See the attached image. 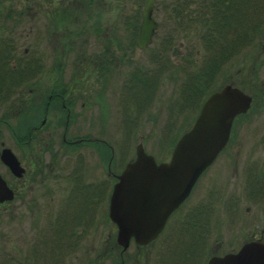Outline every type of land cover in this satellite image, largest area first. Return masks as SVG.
Segmentation results:
<instances>
[{
	"label": "rangeland",
	"instance_id": "obj_1",
	"mask_svg": "<svg viewBox=\"0 0 264 264\" xmlns=\"http://www.w3.org/2000/svg\"><path fill=\"white\" fill-rule=\"evenodd\" d=\"M206 3L201 0H153L151 13L157 21V27L150 42L140 49L135 45L134 39L144 0H94L92 156L94 192L101 196V201L94 202L95 216L105 212L107 205L113 181L108 170L118 172L127 161L133 159L136 143L140 142L156 161L168 159L176 139L189 127L200 104L210 92L227 83L237 86L240 81L246 82L253 69H264V0H224L225 5L231 6L226 9L230 11L227 19L229 23L227 28L218 33L219 36L216 29L213 31L207 26L199 29L200 21L208 20L209 9ZM65 5L64 0H0V22H6L7 31L3 32L9 37L3 42V51L10 54V58L7 56L6 61L4 59L0 63V81L3 85L0 89V141H3L4 147L15 149L10 134L11 127L25 126L28 117L34 112L29 103L16 117L10 113L16 109L15 80L19 79L20 84L35 83L40 86L55 78L52 75L51 80H48V76L43 75L48 68H65L64 74L57 77V82L65 87L66 98H74L71 88L80 80L78 76H72L70 69L74 70L79 66L80 55L77 49H68L67 52L63 49V41L68 38V32L62 34L60 24L54 22L49 15ZM9 7L11 11L13 9L14 13L11 14L14 16L10 15L7 19L2 14ZM48 8L52 11H48ZM17 10L21 12L18 13ZM213 38L215 44L210 41ZM178 42L181 45L178 46ZM224 42L229 43V49L222 54L219 45ZM2 45L0 43V50ZM173 47L178 52L171 54ZM88 50L87 48L86 51ZM212 61L216 64L211 74L207 72ZM31 68L34 69L28 72ZM32 72H36L34 76ZM262 75L264 77V73ZM68 85L71 87L67 88ZM200 88L204 89L199 91ZM253 114V111H247L246 116L251 118ZM38 115L35 117H39ZM263 115L264 110L257 113V121L247 123L243 132H264ZM60 117L63 120L62 114ZM235 119L232 131L239 122L238 116ZM53 121L57 120H45L49 127H53ZM81 147L64 157L67 164L74 163L86 145ZM90 149L88 146V150ZM89 153L93 154V149ZM222 154L202 174L197 185L201 189L208 186L211 179L207 177L216 174L215 179L219 182L217 185L221 187L215 186L213 181L208 187L210 196L216 201H212L210 206L209 246L212 249L216 247L215 252L219 255L229 249L230 239L239 243L250 237L252 230L249 215L245 211H242V215L248 224L237 226L230 219L233 215L229 214L228 219L222 204H219V200L226 196L222 190L223 178L220 180L217 174L225 173L222 163L227 160ZM0 173L3 176L7 174L1 164ZM41 191L42 188L36 186L32 190V195H37L40 204L38 208H34L36 211L43 210ZM205 192L204 196L207 198V189ZM199 200L203 201V198ZM197 203L193 198L183 203V208L178 210L182 214L181 220L185 219L186 212ZM243 205L237 203L233 206L243 210ZM215 209L219 213L218 220L221 222L224 218L223 225L228 227L222 234L216 230L218 227L213 226L218 224L214 221ZM27 210L20 211L25 220L30 216ZM11 215L10 207L4 211L0 209V264H15L17 257L22 259L27 253L24 247L20 250L13 237L14 221ZM95 224L99 226L101 223L97 219ZM22 227L25 228L26 224ZM105 237V230L96 229L94 248ZM181 238L186 243L187 238ZM218 239L221 244L217 246ZM210 253H214L213 250Z\"/></svg>",
	"mask_w": 264,
	"mask_h": 264
},
{
	"label": "flooded vegetation",
	"instance_id": "obj_2",
	"mask_svg": "<svg viewBox=\"0 0 264 264\" xmlns=\"http://www.w3.org/2000/svg\"><path fill=\"white\" fill-rule=\"evenodd\" d=\"M64 1H66L64 7L57 8L49 15L54 22L60 24L62 34L68 32L66 34L68 38L63 41V49L66 52L68 49H77L80 55L79 66L74 70L70 69L72 76L76 75L80 78H78L80 82L71 88L74 98H66L65 87L57 82V77L64 74L65 68H48L44 71L43 75L48 76V80H51L52 75L55 76L50 83L47 81V85L20 84L19 79V81L15 80L16 109L10 112L12 116L16 117L23 112L29 103L33 107V114L40 115L35 117L31 114L23 127L16 125L11 127L10 134L15 149L9 148L18 165L10 170L0 160V164L7 172L6 177L1 173L0 176L12 193L10 198L0 200V209L4 211L10 207L14 221L13 237L20 250L24 247L27 251L24 258L17 257L15 264H207L211 256H219L215 252L216 247L212 249L209 246L210 206L212 201L215 203L216 201L210 196L208 189L212 181L215 186H219L217 185L219 182L215 179L216 174H213L207 177L211 179L208 186L201 189L197 185L202 174L221 153L227 160L222 163L225 173L217 174L220 180L223 178L222 190L226 196L225 199L219 200V204H222L228 219L229 214L233 215L230 219L237 226L248 224L242 215V211H245V214L249 215L250 228H252L251 236L249 235L246 240L236 243L230 239L229 249L227 248L221 255L235 252L247 241L264 242V132H243L245 125L250 121H257V113H262L264 110L262 75L264 69L259 68L253 69L246 82L240 81L237 85L250 96L246 110L235 115L238 119L241 117L238 125H234L232 131L234 117L223 147L211 163L198 174L186 197L167 214L160 228H157L151 238L138 242L130 236L126 244L119 243L116 239L117 225L109 218L108 200L116 176L123 167L118 172L108 170V173L112 174L113 181L110 185L107 205L105 212L95 216L94 202L101 201V196L94 192V156H92L94 155L92 130L94 127V0ZM49 8L48 11L51 10ZM19 11L17 10L18 13ZM11 12L14 13L9 7L2 16L7 19L10 15L13 17ZM6 26L5 21L0 22V34L4 41L9 38L3 32L7 31ZM138 33L139 26L134 39L135 45ZM69 39L70 41L67 42ZM4 55L5 58L7 56L10 58V54ZM35 70L37 72L38 68ZM36 72L31 74L34 76ZM70 87L71 85L67 86ZM247 111L254 112L251 118L246 116ZM46 118L57 121H53L52 125L55 124L49 127L46 125ZM262 120L264 123V115ZM84 144L86 147L81 149L75 162L67 164L64 157L67 154L71 155V152L78 150ZM0 145L1 150L4 147L3 141H0ZM92 149L93 154H90L89 151ZM35 186L42 188V211L34 209L40 206L37 195H32ZM205 189L208 192L207 198L204 196ZM190 198L198 203L193 205L194 207L186 212L185 219L181 220L182 214L178 210ZM201 198L203 201L199 200ZM237 203L244 204L243 210L233 206ZM26 208L30 216L25 220L20 211ZM215 211L214 221L218 224L213 226L218 227L216 230L222 234L228 227L226 224L223 225L224 218L221 222L218 220L219 213L217 209ZM97 219L98 223H101L99 226L95 224ZM24 223L25 228L22 227ZM96 229L105 230L106 237L94 248ZM0 235L2 237L1 231ZM182 236L187 238L186 243H183ZM220 241L218 239L217 246ZM210 250L214 253H210Z\"/></svg>",
	"mask_w": 264,
	"mask_h": 264
},
{
	"label": "water",
	"instance_id": "obj_3",
	"mask_svg": "<svg viewBox=\"0 0 264 264\" xmlns=\"http://www.w3.org/2000/svg\"><path fill=\"white\" fill-rule=\"evenodd\" d=\"M152 5L153 0H145L142 7L138 48L150 42L157 27ZM175 52L178 51L173 47L171 54ZM249 102L248 94L229 83L210 92L189 127L176 139L166 160L156 161L140 142L135 144L134 157L117 174L108 200V215L116 222L119 243L126 244L130 236L141 242L154 235L167 214L186 197L198 174L223 147L234 116L245 111ZM0 160L10 170L18 165L7 147L1 148ZM11 195L0 176V200ZM207 264H264V242L247 241L235 252L211 256Z\"/></svg>",
	"mask_w": 264,
	"mask_h": 264
},
{
	"label": "trees",
	"instance_id": "obj_4",
	"mask_svg": "<svg viewBox=\"0 0 264 264\" xmlns=\"http://www.w3.org/2000/svg\"><path fill=\"white\" fill-rule=\"evenodd\" d=\"M183 1V0H182ZM202 2L206 3L205 0H201ZM208 2L205 4L206 7L209 9V15H208V20H202L200 21V26H199V29H204L206 26L208 28H211L213 29V31L216 29V33L217 35L219 36V32H222V30L224 28H227L228 27V15H229V12L230 11H226V9H229L231 6L229 5H225L224 4V0H207ZM205 5H204V8H205ZM181 8V7H179ZM202 33V31H201ZM211 37V36H210ZM202 38V36H201ZM212 43H216L215 42V38H213L212 40H210ZM4 40L2 39V35L0 36V43L3 44L2 45V50H0V63H3V60L7 58H5V55L6 52L3 51V49H5V43H3ZM210 42V43H211ZM12 47V45H10ZM219 51L223 54L224 52H226L228 49H229V43L227 42H224L223 44L219 45ZM7 47H8V44H7ZM218 52L219 56H221V53ZM214 58H217V57H214ZM213 58V59H214ZM212 59V60H213ZM215 64L216 62L215 61H212L210 64H209V71L207 73H211L213 72V69H215ZM207 67V66H206ZM205 67V68H206ZM212 70V72H211ZM3 87L2 85V81H0V89ZM202 89L204 88H200L199 91H201ZM196 90V88L194 89V91ZM195 93V92H194ZM1 96V95H0Z\"/></svg>",
	"mask_w": 264,
	"mask_h": 264
}]
</instances>
